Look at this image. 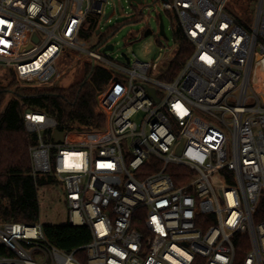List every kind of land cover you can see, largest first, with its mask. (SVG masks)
Returning a JSON list of instances; mask_svg holds the SVG:
<instances>
[{
	"label": "built area",
	"instance_id": "1",
	"mask_svg": "<svg viewBox=\"0 0 264 264\" xmlns=\"http://www.w3.org/2000/svg\"><path fill=\"white\" fill-rule=\"evenodd\" d=\"M157 1L194 48L172 79L165 62L89 45L110 52L95 19L111 21L108 0H0V80L56 87L74 53L111 73L103 129L57 142L54 119L24 113L32 175L64 183L68 223L91 242L68 253L41 222L0 219V264H264V0L252 26L230 0Z\"/></svg>",
	"mask_w": 264,
	"mask_h": 264
},
{
	"label": "trees",
	"instance_id": "2",
	"mask_svg": "<svg viewBox=\"0 0 264 264\" xmlns=\"http://www.w3.org/2000/svg\"><path fill=\"white\" fill-rule=\"evenodd\" d=\"M237 18L240 22H245L240 17ZM176 41L177 54L167 70L169 79L181 71L194 51L181 31H177ZM110 77L109 70L89 61L82 81L67 90L53 87L13 91L11 87H4L0 83V111L11 92L16 97L6 104L0 115V218L4 222H39L38 191L40 187L52 183L50 176L32 175L30 148L36 144V136L26 130L25 111L46 114L57 122L61 131L103 129L106 121L98 110L96 96L107 85ZM44 233L50 244L68 253L92 240L87 227L69 223L62 226H44ZM80 253L77 252L78 255Z\"/></svg>",
	"mask_w": 264,
	"mask_h": 264
},
{
	"label": "rangeland",
	"instance_id": "3",
	"mask_svg": "<svg viewBox=\"0 0 264 264\" xmlns=\"http://www.w3.org/2000/svg\"><path fill=\"white\" fill-rule=\"evenodd\" d=\"M247 2L248 4H245ZM258 3L259 0H230L228 10L243 19L249 26H252L257 14ZM161 7L162 2L157 0H143L141 5L134 3L132 6L129 5L128 0H108V3H105L104 6L106 14L115 9L111 21H106L101 16H95V19L101 29L102 39L114 45L115 50L103 53V50L95 45L94 39L90 38L87 41L91 47L93 46L94 50L104 54L115 64L125 65V61L122 58L125 53L133 60L138 59L146 63L165 62L160 69L164 73L169 69L170 65L168 62L174 60V53L176 52L177 54L178 44L176 41V22L172 14L163 12ZM161 12L168 40L159 37L158 34L157 16ZM150 32L153 33L146 36ZM88 63V58L74 53L68 62L66 61L63 67L66 73L56 88L67 90L82 81L85 77ZM158 79L165 81L162 76H159ZM0 83L4 87L7 86L17 90L15 84L10 83L7 79L0 80ZM12 98L9 94L6 97L4 106ZM50 177H52V183L48 186L40 187L38 191L40 201L39 222L45 227L62 226L67 224L69 219L66 189L63 182L55 176Z\"/></svg>",
	"mask_w": 264,
	"mask_h": 264
},
{
	"label": "water",
	"instance_id": "4",
	"mask_svg": "<svg viewBox=\"0 0 264 264\" xmlns=\"http://www.w3.org/2000/svg\"><path fill=\"white\" fill-rule=\"evenodd\" d=\"M142 2H143L142 0H128L129 5H132L133 3H136V4H138V5H141ZM111 14H112V11L108 13L106 19L109 18ZM158 18H159V35H160V37L165 38V39L168 40V38H167V34H166V31H165V24H164L163 16H162V15H159ZM97 34H99V31L97 32ZM150 34H152V32L147 33L146 36H148V35H150ZM106 41H107V40H106ZM102 45H103V43H102ZM113 50H114V45H112V44H108V45H106V47L104 48V51H105V52H107V51H113ZM123 56L126 58L127 63H129L130 60H129V58L127 57V55H126V54H123ZM149 92H150V94H151L153 97H155V91H154V89H149ZM155 99H156V101H158V98L155 97ZM54 137H55V140H56L57 142H58V141H63V138H64V132H62V131H60V130H56L55 133H54Z\"/></svg>",
	"mask_w": 264,
	"mask_h": 264
}]
</instances>
